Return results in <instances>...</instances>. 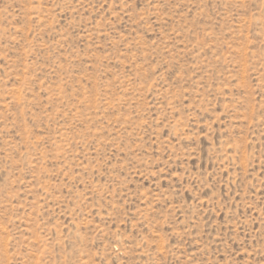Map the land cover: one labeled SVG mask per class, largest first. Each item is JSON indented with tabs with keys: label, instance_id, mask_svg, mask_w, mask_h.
I'll return each instance as SVG.
<instances>
[{
	"label": "rangeland",
	"instance_id": "374dc122",
	"mask_svg": "<svg viewBox=\"0 0 264 264\" xmlns=\"http://www.w3.org/2000/svg\"><path fill=\"white\" fill-rule=\"evenodd\" d=\"M0 264H264V0H0Z\"/></svg>",
	"mask_w": 264,
	"mask_h": 264
}]
</instances>
